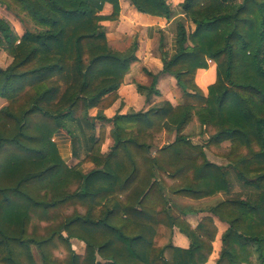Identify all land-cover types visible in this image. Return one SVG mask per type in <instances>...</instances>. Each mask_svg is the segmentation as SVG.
Instances as JSON below:
<instances>
[{
    "label": "trees",
    "instance_id": "trees-1",
    "mask_svg": "<svg viewBox=\"0 0 264 264\" xmlns=\"http://www.w3.org/2000/svg\"><path fill=\"white\" fill-rule=\"evenodd\" d=\"M143 15L169 21L165 0H128ZM111 7L101 17L104 5ZM35 30L21 38L0 18V50L11 58L0 68V264H205L216 228L208 217L191 228L172 210L167 194L200 201L229 193L223 158L249 196L219 200L205 211L226 224L215 264H264V0H183L177 6L174 44L149 86L161 75L176 81L182 103L106 119L118 89L136 61L138 45L111 48L100 25L119 17L118 0H0ZM160 35V45H162ZM215 65L204 94L198 70ZM95 108L94 119L88 110ZM89 137L81 164L68 168L52 142L58 131ZM110 123L113 145L101 153ZM195 127L199 129L196 134ZM192 131L184 133L187 129ZM174 132L169 144L155 141ZM205 137L194 144L191 137ZM229 143L226 152L219 149ZM152 150L154 151L152 153ZM189 247L171 243L173 229ZM71 240L84 243L77 255Z\"/></svg>",
    "mask_w": 264,
    "mask_h": 264
},
{
    "label": "rangeland",
    "instance_id": "rangeland-1",
    "mask_svg": "<svg viewBox=\"0 0 264 264\" xmlns=\"http://www.w3.org/2000/svg\"><path fill=\"white\" fill-rule=\"evenodd\" d=\"M118 1H119V6H120V13H119L118 19L115 21H109L106 19H103L100 21V25L103 27L104 32L106 33V38H107V42H108L109 46L115 50L124 51L131 46L133 41H136L137 45H138V49H137L136 54L138 53V50L141 53L144 52V55H142L144 58H147V56H148L149 59L152 58L155 60V65L161 64V66H162L161 59L163 58V55L169 53L170 49L172 48V46L174 44V35L172 37V32L169 31V32L165 33L161 30H157L155 40L149 41L148 42L149 45L143 46L142 44H140V40H139L140 38L138 37L139 33H137V31H136V30H138L136 27L140 26V24H139V22L136 21V18L138 16L134 13V11L139 15H143V14L138 13L134 9V7L129 3L128 0H118ZM165 1L169 5L172 14L178 13L177 6L183 2V0H165ZM108 8L106 9L108 11H104V9H103L99 15L101 17L109 16V14L111 13V7L109 6ZM0 18H2L4 21H6L8 23L13 34L16 35L17 38H21L26 31L33 32L35 30L34 26H32V24L26 18H24L22 16H18V15L14 14L10 11H7L4 8V6H2V5H0ZM160 24L162 25L163 30L165 29L166 26H170L169 21H165L164 19H162V22H160ZM154 26L156 27V25H153V27ZM160 35L163 36L162 37V45H160ZM137 60H138V58L136 59V61ZM10 62H11L10 56L5 51L0 50V68L5 69L10 64ZM153 63H154V61H153ZM206 63L208 65V68L206 70H203L205 72L201 73L198 70L196 75H195V78H194V82H198L195 84H197L198 88L204 94H206L207 87L213 83L212 81L209 82L208 78L211 77L212 71L215 68V65L212 61L206 60ZM131 65H132V63H131ZM131 65H130V67H131ZM152 66H153V64H152ZM137 68L139 70L140 75L142 77H144V80H146L147 84H146V82H144V84H141V83H139V81L136 82L135 80H133L130 82L132 85L131 84L130 85H131V88L135 89V91L138 95L143 96L142 94H140L138 92L137 86H140V85L149 86V84L151 83V79L148 78L142 72V69L148 70L147 63H145V61L141 62V64H139ZM209 70L210 71L212 70V71L209 72ZM158 72H160V71H157V73ZM151 73L156 74V71H153V72L151 71ZM160 81H162V82L160 83ZM160 88H163L162 92L160 91ZM156 89H157L158 93L161 92L160 96H162V95L170 96L169 100L173 103V105L165 99H163V100L159 99L160 101L158 103L154 104V106L149 107L148 109L153 108V107L157 108L166 102L170 103L173 107L182 103V94H181L179 88L177 87L176 81L173 77H171L169 75H161L158 78V81L156 84ZM118 100H119V98H118ZM5 104L6 103L4 102V100L0 99V108L2 106H4ZM131 111H133V110H131ZM145 111L146 110L142 109L140 106L138 112H145ZM91 119H94V118H91ZM94 123H95L94 133L91 132L90 130L85 129L84 130V137H81L83 141H81V139H80V141L78 139L76 140L75 154H73L74 151H72V156L74 158L76 157V159L78 160L77 164H81V165L84 164V163H81V161L86 156L87 147H89V145H90L89 143H84V141L88 140L89 137H93L95 140L98 139L99 130H97V128L99 129L101 124L98 122H94ZM102 126H104V125H102ZM104 128H105V126H104ZM111 129H112V126H111ZM191 131L192 130L189 128L184 133L188 134ZM195 132H196V134L199 133V129L196 127H195ZM109 135L111 137V133H109ZM106 137H107V131L105 128L104 143H105ZM173 139H174V132H165L164 131L162 133V136L155 141V144L158 147H163V146L169 144L170 142H172ZM190 139L194 144L200 145V144H203V142L205 141L206 138L202 136L201 138L196 139L195 137H191ZM104 143H103L102 147L104 146ZM102 147H101V153L102 154L107 153V152H105V153L102 152ZM228 149H229V143L223 142L221 144L219 151L224 153V152L228 151ZM153 152L154 151L152 150V153ZM205 153H206L207 160L210 163H213V164L220 166V167L225 169L226 176L229 179L230 183H232L230 192L227 194L221 193L222 195L220 194V196H221L220 199H217V200H215V199L210 200L208 198V200L203 199L200 201H193V202H192V200H189V199L176 198V197L169 196L168 194H167V197H169L170 202L172 203L173 212L176 215H178L182 220H184L187 224H189V226L191 228H193V229L196 228V226L201 221V219H203L205 217H208L212 220V223H213L214 227L216 228L217 233H216L215 239L211 245L212 246V253L208 257L205 264H215V262L219 256L220 250H221V246H222L221 245V236H222L223 232L226 230V225H224L216 217L211 215V213H208L205 210L208 209L210 206H212L214 203H216L219 200H224V199H227L230 197L246 198L249 196L250 192L253 191V189L244 186L238 180V178L235 175V173L233 172V170L227 166V162L225 159L216 157L208 151H205ZM63 163H64V161H63ZM64 164H66V163H64ZM81 165H80V168H81ZM93 168H94V166H93ZM217 195H219V194H217ZM217 195H215V196H217ZM187 211H194L195 214H190L191 212L186 213ZM193 215H195L197 217H195ZM187 216H190L191 219H187ZM176 232L179 233L180 235H182L178 231V229L174 228L173 234H175ZM182 236L185 237L184 235H182ZM185 239H187V238L185 237ZM186 241H187V245L189 247V242H188V240H186ZM70 242H71V248H72L73 252L77 255H82L84 252V247H85L84 243L77 241V240H71ZM171 243L174 247H177L175 245L174 240H173V235H172ZM178 248H181V247H178ZM32 253H33L34 259L36 261V264H40L41 262H40L38 252L34 248H32Z\"/></svg>",
    "mask_w": 264,
    "mask_h": 264
},
{
    "label": "crops",
    "instance_id": "crops-1",
    "mask_svg": "<svg viewBox=\"0 0 264 264\" xmlns=\"http://www.w3.org/2000/svg\"><path fill=\"white\" fill-rule=\"evenodd\" d=\"M108 7H109V5H107V4L104 5V7H103L104 11H108V10H106ZM134 13L138 16L136 18V21L139 22L140 26L136 27L138 29L136 31H137V33H139L138 37L140 38L139 39L140 44H142L143 46H147V45H149V43H148L149 41L155 40L157 30H161L165 33L171 31L172 37H173L174 26H175L174 24L178 18L182 17V15H180L179 13H174L173 17L169 20L170 26H166L165 29L163 30L162 25L160 24V22H162V19L153 18V17H149V16H145V15H139L135 11H134ZM153 25H156V27L155 26L153 27ZM142 55H144V52L141 53L138 50V53L136 55V58H138V60L135 61L134 63H132L129 73L124 77L123 83H122V85H120V87L117 91L118 96H119V100L114 105H112V107L103 111V115L105 116L106 119H108V120L112 119L116 115H125V114L130 113V112H138L140 106L142 109L147 110L149 107H152V106H154V104L158 103L161 99L162 100L165 99L173 105V103L169 100L170 96H168V95L167 96H164V95L160 96V93L162 92L163 88H160L161 92L159 93L158 96H156V95L151 96L149 101H146L145 97L138 95L136 93L135 89L131 88L132 84L130 82L133 80H135L136 82L139 81V83H141V84H144V82H146V80H144V77H142L140 75L139 70L137 68L138 65L141 64V62L145 61V63H147L148 71H150V72L156 71V73H157V71H160L162 69L161 64L155 65L154 59H152V58L149 59L148 56H147V58H144ZM153 61H154V63H153ZM152 64H153V66H152ZM211 71L209 70V72H211ZM199 72L203 73L205 71L199 70ZM214 78H215V68L212 71L211 77L208 78V81L214 82ZM161 82L162 81H160V83ZM195 83H198V82H195ZM146 84H147V82H146ZM131 110H133V111H131ZM97 113H98L97 109L92 108L88 111V116L90 118H95ZM100 124H102V123H100ZM103 125L105 126L106 131H107V137H106L104 146L102 147V152L105 153V152H108L109 148L112 146L113 140L109 135L110 130H111V124L105 123ZM97 130H98V128H97ZM52 141L54 142L61 159L64 161V163H66L65 165L68 168H71V167L78 165L77 164L78 160L76 159V157L74 158L72 156L70 139L63 131L56 132L52 138ZM93 169L94 168H93V165L91 163H84L81 165V170L84 174L90 172ZM220 194L221 193H219V195L213 196L209 199L210 200L211 199L212 200L220 199V197H221ZM205 200H208V199H205ZM186 213L195 214L194 211H187ZM193 216H195V215H193ZM195 217H197V216H195ZM187 219H191V217L187 216ZM224 225H226V224H224ZM173 240H174L175 245L177 247L187 249V247H188L187 241H186L187 239H185V237H183L179 233L176 232L175 234H173Z\"/></svg>",
    "mask_w": 264,
    "mask_h": 264
}]
</instances>
